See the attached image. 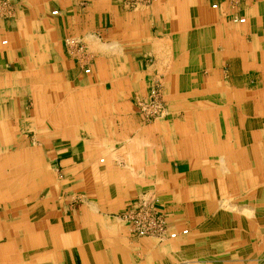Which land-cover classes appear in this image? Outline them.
I'll return each instance as SVG.
<instances>
[{"label":"crops","instance_id":"obj_1","mask_svg":"<svg viewBox=\"0 0 264 264\" xmlns=\"http://www.w3.org/2000/svg\"><path fill=\"white\" fill-rule=\"evenodd\" d=\"M151 1L0 0V264H264V0Z\"/></svg>","mask_w":264,"mask_h":264},{"label":"built area","instance_id":"obj_2","mask_svg":"<svg viewBox=\"0 0 264 264\" xmlns=\"http://www.w3.org/2000/svg\"><path fill=\"white\" fill-rule=\"evenodd\" d=\"M132 6H139L142 4H148L151 0H128ZM212 2L213 8H218L219 4L217 0H209ZM241 0H233L232 4L236 5ZM56 13V12H54ZM235 22L245 23L246 18L235 17ZM89 71V70H87ZM164 100L161 97V91L158 86L152 88L144 100L139 102V110L142 115L150 120L162 117L164 111ZM122 220L128 224L131 232L138 237H156L161 240L165 238L177 239L180 236H185L189 233L188 228L183 230L170 231L169 224L166 217L158 210L154 199L151 197L140 198L135 206L122 214Z\"/></svg>","mask_w":264,"mask_h":264},{"label":"rangeland","instance_id":"obj_3","mask_svg":"<svg viewBox=\"0 0 264 264\" xmlns=\"http://www.w3.org/2000/svg\"><path fill=\"white\" fill-rule=\"evenodd\" d=\"M151 3H152V1H150L149 4H151ZM158 88L160 89V91H161V97H163V100H164V105H165L164 111H165V113H164V115L162 117H159L157 119H150V120L146 119V122H148V123H154V122H158V121H162V120H165V122H166V120L170 117V115L172 113L170 103L168 102V100L165 98V96L163 94V88L160 87V86H158Z\"/></svg>","mask_w":264,"mask_h":264},{"label":"bare ground","instance_id":"obj_4","mask_svg":"<svg viewBox=\"0 0 264 264\" xmlns=\"http://www.w3.org/2000/svg\"><path fill=\"white\" fill-rule=\"evenodd\" d=\"M160 87H161V86H160ZM168 114H169V113H168ZM102 161H104V159H102ZM7 182H8V181H7ZM37 183H38V182H37ZM40 185H41V184H40ZM226 200H227V199H226ZM226 200H224V202H223V200H222V203H225ZM227 201H228V200H227ZM227 201H226V202H227ZM225 204H226V203H225ZM225 204H223V205H225ZM229 204H230V202H229ZM220 205H221V204H220ZM225 206H226V205H225ZM227 206H228V203H227ZM227 206H226V207H227ZM233 206H234V207H233ZM233 206H232V207L235 209V207H236L235 204H233ZM221 207H222V206H221ZM230 207H231V206H230ZM222 208H223V207H222ZM236 208H237V207H236ZM231 209H232V208H231ZM237 210H240V209H237ZM176 247H177V246H176ZM181 256H182V255H181Z\"/></svg>","mask_w":264,"mask_h":264}]
</instances>
